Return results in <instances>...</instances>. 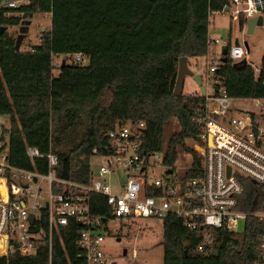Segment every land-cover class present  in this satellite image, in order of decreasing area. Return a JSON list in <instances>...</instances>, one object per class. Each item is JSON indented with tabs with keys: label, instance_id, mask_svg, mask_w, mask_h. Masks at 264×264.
I'll list each match as a JSON object with an SVG mask.
<instances>
[{
	"label": "trees",
	"instance_id": "trees-1",
	"mask_svg": "<svg viewBox=\"0 0 264 264\" xmlns=\"http://www.w3.org/2000/svg\"><path fill=\"white\" fill-rule=\"evenodd\" d=\"M224 6L229 7L227 0H28L15 8L0 6V27L6 28L51 13L49 29L38 34L31 52L15 51V38L0 32V115L7 119L0 127V142L7 145L8 163L45 174L46 160L27 158L25 148L39 154L50 150L57 157L56 178L87 183L90 150L105 144L115 123L130 121L143 123L141 147L161 153L164 165L172 166L181 152L198 168L200 160L185 141H196L198 127L192 120L202 97H174L170 85L178 58L207 55L209 13ZM236 25L244 29L242 15ZM77 53L86 58L85 65L66 58ZM55 55L63 64L53 75ZM257 69L234 66L227 57L212 73V86L231 98L264 100V54ZM171 119L176 131L164 144L163 128ZM79 125L82 138L66 147L68 132ZM241 184L238 199L244 207L264 210V188L247 179ZM90 212L112 218L104 200L93 194ZM159 221L162 264H258L255 236L263 225L255 218H248L240 233L210 229L212 242L202 252L196 251L198 237L186 232L180 220ZM74 229H60L49 261L43 248L30 257H0V264H81Z\"/></svg>",
	"mask_w": 264,
	"mask_h": 264
},
{
	"label": "built area",
	"instance_id": "built-area-1",
	"mask_svg": "<svg viewBox=\"0 0 264 264\" xmlns=\"http://www.w3.org/2000/svg\"><path fill=\"white\" fill-rule=\"evenodd\" d=\"M227 3L229 7L210 12L209 17L225 12L235 21L239 15L244 20L263 17L264 0ZM16 6L13 1L5 4L6 8ZM40 19L49 27L51 13H43ZM216 43L208 40L207 46L210 54L206 75L212 92L206 93L203 86L204 94L198 95L202 102L192 120L198 127L196 141L192 142V150L200 160L198 168L192 166L188 154L189 165L177 167L176 161L172 166L164 165L161 153L144 151L141 122L115 123L105 134V144L90 150V156H99L104 163L90 173L87 183L56 178L53 173L57 157L50 150L39 154L35 148H25L27 158L46 160L45 174L13 167L7 161L6 143L0 142V257H30L45 248L49 261L53 238L59 236L60 229L73 225L76 259L81 264H106L99 230L106 229L108 222L167 217L180 220L186 232L198 237L196 251L202 252L212 242L210 229L240 233L244 222L255 218L263 225L255 242L258 264H264V210L246 208L238 199L243 179L264 188V102L231 98L221 88H213L211 75L220 64L221 46L216 54L209 47ZM59 57L51 56L55 59L51 62L54 69L62 62ZM226 57L249 65L240 44L231 45ZM67 58L75 65L86 64L79 53ZM3 118L0 115V127ZM179 169L180 176L176 173ZM187 173L197 175L189 177ZM111 174L119 177L115 187L107 180ZM92 194L104 200L111 219L90 212Z\"/></svg>",
	"mask_w": 264,
	"mask_h": 264
},
{
	"label": "rangeland",
	"instance_id": "rangeland-1",
	"mask_svg": "<svg viewBox=\"0 0 264 264\" xmlns=\"http://www.w3.org/2000/svg\"><path fill=\"white\" fill-rule=\"evenodd\" d=\"M13 1L17 6L27 3L28 0H0V6L4 7L6 2ZM47 22L40 19H31L27 27L25 35L22 37L19 44V51H27L38 43V34L41 31L49 29ZM5 32L11 37L16 38L18 35V26L8 27ZM208 40H216L214 46H210L211 53L216 54L219 47L222 45H233L234 42L240 44L243 50L247 53V62L252 69L259 67V62L264 54V27L256 25L251 34H246L245 29L238 30L236 21L231 19L229 12L214 13L209 17V25L207 30ZM209 49L204 58L189 59L187 67L190 70H196L202 74V85L205 87L206 93L212 92L210 85L207 83L206 66ZM67 58V57H66ZM61 59V57H59ZM52 59L51 62H54ZM238 62H234L237 66ZM53 69V75L56 73ZM258 70V69H257ZM256 73V72H254ZM175 77V75H174ZM174 77L170 85L172 90ZM181 94L183 95H199V89L189 77H185L182 83ZM264 102V101H263ZM6 118L2 122H7ZM176 131L175 120L171 119L163 128L162 140L165 144L167 137ZM83 135V127L76 126L68 132L66 137V147L76 144ZM185 145L192 149V142L185 141ZM65 149L60 148V150ZM104 160L99 156H89L87 166L89 172L95 173ZM190 163V159L184 153L178 152L176 158L177 167H186ZM180 176L181 169L177 172ZM108 182L115 187L119 182V177L116 174H111L108 177ZM113 188L112 192L115 193ZM99 232L103 235V242L100 246L106 264H162V232L161 222L156 219L145 220H130L128 222L113 220L107 223L106 229H100ZM124 253V254H123Z\"/></svg>",
	"mask_w": 264,
	"mask_h": 264
},
{
	"label": "water",
	"instance_id": "water-1",
	"mask_svg": "<svg viewBox=\"0 0 264 264\" xmlns=\"http://www.w3.org/2000/svg\"><path fill=\"white\" fill-rule=\"evenodd\" d=\"M226 11V8L224 9ZM264 15V13H263ZM30 24L29 20H23L19 23L18 25V35L15 38L14 41V50H18L20 41L22 37L25 35L27 31V27ZM262 24V17H250L245 20V26L244 29L246 31V34H251L253 32V29L256 25H261ZM6 30V27H0V32H3ZM226 54H227V47L225 45H222L220 47V58L219 61L220 63H225L226 62ZM238 63L245 65V61L241 60ZM63 64V62H62ZM185 77L191 78V80L195 83V85L198 87L200 95L202 96L204 94V87L201 82V75L199 73H193L188 67H187V61L185 57H180L177 60L176 63V71H175V77H174V82L171 90V94L174 97L180 96L181 95V89H182V83ZM169 173V171H168ZM31 221V217H30ZM214 255L216 254V251H213ZM186 251H184V254ZM124 254V253H123Z\"/></svg>",
	"mask_w": 264,
	"mask_h": 264
},
{
	"label": "crops",
	"instance_id": "crops-1",
	"mask_svg": "<svg viewBox=\"0 0 264 264\" xmlns=\"http://www.w3.org/2000/svg\"><path fill=\"white\" fill-rule=\"evenodd\" d=\"M254 30V29H253ZM189 59H186V61H188ZM195 60V59H194ZM192 71V70H191ZM193 73H198L196 70H193L192 71ZM200 74V73H199ZM201 76H202V74H200ZM202 78V77H201ZM264 101V100H263ZM112 264H113V262H112Z\"/></svg>",
	"mask_w": 264,
	"mask_h": 264
}]
</instances>
